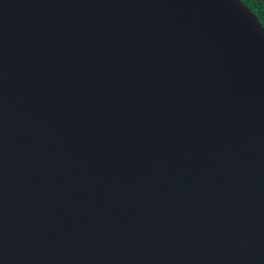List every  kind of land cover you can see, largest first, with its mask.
Instances as JSON below:
<instances>
[{"label": "water", "instance_id": "1", "mask_svg": "<svg viewBox=\"0 0 264 264\" xmlns=\"http://www.w3.org/2000/svg\"><path fill=\"white\" fill-rule=\"evenodd\" d=\"M0 264H264L242 1L0 0Z\"/></svg>", "mask_w": 264, "mask_h": 264}, {"label": "trees", "instance_id": "2", "mask_svg": "<svg viewBox=\"0 0 264 264\" xmlns=\"http://www.w3.org/2000/svg\"><path fill=\"white\" fill-rule=\"evenodd\" d=\"M257 17L259 23L264 28V0H240Z\"/></svg>", "mask_w": 264, "mask_h": 264}]
</instances>
